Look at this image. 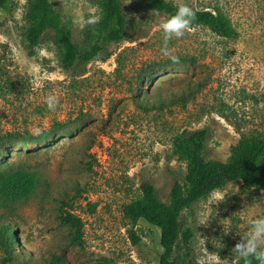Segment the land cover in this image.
Segmentation results:
<instances>
[{
  "label": "rangeland",
  "instance_id": "obj_1",
  "mask_svg": "<svg viewBox=\"0 0 264 264\" xmlns=\"http://www.w3.org/2000/svg\"><path fill=\"white\" fill-rule=\"evenodd\" d=\"M130 38L109 45L106 61L62 67L52 32L31 49L28 0L0 4V264H161L158 227L134 228L124 207L151 182L166 203L186 160L177 138L209 132L204 157L226 161L243 135L264 141V0H167L220 11L238 32L222 37L195 25L162 52L166 18L144 0H120ZM81 45L97 0H50ZM158 14V15H157ZM59 98L54 111L49 95ZM61 124V128L59 125ZM40 128L49 133L38 137ZM81 217L83 245L72 242L61 213ZM264 218V188L231 181L180 216L182 264H236L235 244ZM193 232L191 250L184 234Z\"/></svg>",
  "mask_w": 264,
  "mask_h": 264
},
{
  "label": "trees",
  "instance_id": "obj_2",
  "mask_svg": "<svg viewBox=\"0 0 264 264\" xmlns=\"http://www.w3.org/2000/svg\"><path fill=\"white\" fill-rule=\"evenodd\" d=\"M6 0H0L3 5ZM151 8L166 17L174 14L176 5L167 0H144ZM100 8L99 23L92 25L86 32L81 45L77 44L71 31L64 28L61 15L53 8L50 0H28L25 13V37L31 49H35L42 38L52 32V39L58 48L59 60L66 70L78 64L86 65L93 61H106L112 56L109 45L130 38L129 20L124 14L120 0H97ZM195 25L210 27L222 37L236 38L238 32L231 20L220 11L194 9ZM192 26V27H193ZM60 126L61 124L56 125ZM208 130L201 128L186 131L177 138L182 157L186 160L187 174L185 183L176 181L171 190L169 203L164 202L157 194L155 186L149 181L140 185L141 197L131 201L124 207L125 217L134 228L128 230L134 243L141 238L135 229L139 220L144 219L159 228L163 253L161 264H182L174 256L181 245L180 216L185 208L191 207L201 198L231 181L240 180L245 185L257 189L264 188V141L243 135L232 145L231 154L226 161H208L204 150L208 138ZM49 133L33 138H47ZM61 220L71 229L72 242L83 245V221L69 211L61 213ZM13 228L5 226L1 230L0 244H11ZM192 230L184 234V245L191 250ZM13 238V237H12ZM54 264H57L54 263ZM236 264H244L240 258ZM252 264H257L253 259Z\"/></svg>",
  "mask_w": 264,
  "mask_h": 264
},
{
  "label": "clouds",
  "instance_id": "obj_3",
  "mask_svg": "<svg viewBox=\"0 0 264 264\" xmlns=\"http://www.w3.org/2000/svg\"><path fill=\"white\" fill-rule=\"evenodd\" d=\"M131 3V0H129ZM158 15V14H157ZM99 16H92L86 21L88 25L99 23ZM196 20V11L187 3H181L174 14L163 18L159 22V29L163 32L162 52L169 56L173 63H179V57L170 55L168 50L169 42L173 39H179L191 29ZM59 98L55 95H49L46 98V104L49 110L54 111L59 104ZM35 135H42V130L36 128ZM244 261V264H252L253 259L257 264H264V218L253 221L248 235L235 244L232 249Z\"/></svg>",
  "mask_w": 264,
  "mask_h": 264
}]
</instances>
